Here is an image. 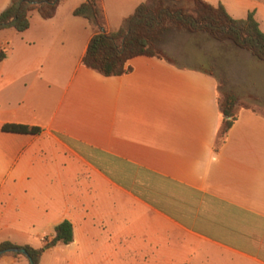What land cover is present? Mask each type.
I'll use <instances>...</instances> for the list:
<instances>
[{
	"label": "crops",
	"instance_id": "0c3cea01",
	"mask_svg": "<svg viewBox=\"0 0 264 264\" xmlns=\"http://www.w3.org/2000/svg\"><path fill=\"white\" fill-rule=\"evenodd\" d=\"M148 1L100 0L103 30ZM203 1L237 20L254 12L264 32V1ZM84 2L0 30V244L39 249L67 220L73 241L39 264H264V114L239 102L221 144L212 72L146 56L122 76L87 68L94 33L74 15Z\"/></svg>",
	"mask_w": 264,
	"mask_h": 264
},
{
	"label": "trees",
	"instance_id": "16d2710c",
	"mask_svg": "<svg viewBox=\"0 0 264 264\" xmlns=\"http://www.w3.org/2000/svg\"><path fill=\"white\" fill-rule=\"evenodd\" d=\"M62 1L11 0L10 6L0 13V30L13 28L18 32L26 31L30 26L31 12L37 11L43 19H51ZM181 1L183 0H149L125 18L117 31L106 33L102 28L103 10L100 0H85L74 10L75 16L88 20L94 33L83 57V65L105 77H115L130 73L132 68L129 62L136 57H157L172 62L156 51V44L167 30L168 24H176L192 33H207L220 42L229 41L250 52L258 61L264 62V32L260 29L254 12H250L245 19L237 20L222 5L213 6L203 0H192L194 6L189 10L180 4ZM6 55V50L1 48L0 62ZM238 104L239 98L235 93L224 92L220 101L223 115L219 131L221 144L237 120ZM243 107L250 108L247 105ZM3 131L35 134L39 129L7 124L3 126ZM46 241L39 249L6 242L0 244V250L10 247L24 248L34 264H39L41 256L47 250L58 244L68 245L73 241L72 224L67 220L61 222L55 228L54 238ZM10 255L26 258L18 253Z\"/></svg>",
	"mask_w": 264,
	"mask_h": 264
},
{
	"label": "rangeland",
	"instance_id": "374dc122",
	"mask_svg": "<svg viewBox=\"0 0 264 264\" xmlns=\"http://www.w3.org/2000/svg\"><path fill=\"white\" fill-rule=\"evenodd\" d=\"M180 4L189 10L194 6L192 0H183ZM7 37L8 34L0 35V43ZM156 51L177 64L188 63L212 72L219 80L220 99L224 92L235 93L240 105L264 114V62L250 52L229 41H217L204 32H189L176 24L167 25ZM251 87L254 90H246Z\"/></svg>",
	"mask_w": 264,
	"mask_h": 264
},
{
	"label": "water",
	"instance_id": "95a60500",
	"mask_svg": "<svg viewBox=\"0 0 264 264\" xmlns=\"http://www.w3.org/2000/svg\"><path fill=\"white\" fill-rule=\"evenodd\" d=\"M14 253H18V254L26 257L28 259L29 264H34L32 259L29 257L26 249L20 248V247H10V248H6V249H2V250H0V257L3 255H6V254H14Z\"/></svg>",
	"mask_w": 264,
	"mask_h": 264
},
{
	"label": "built area",
	"instance_id": "2783aa9c",
	"mask_svg": "<svg viewBox=\"0 0 264 264\" xmlns=\"http://www.w3.org/2000/svg\"><path fill=\"white\" fill-rule=\"evenodd\" d=\"M47 241H46V239H43V243H46Z\"/></svg>",
	"mask_w": 264,
	"mask_h": 264
}]
</instances>
